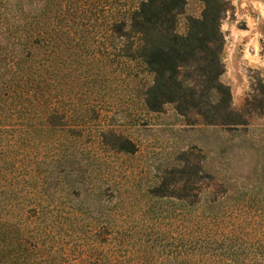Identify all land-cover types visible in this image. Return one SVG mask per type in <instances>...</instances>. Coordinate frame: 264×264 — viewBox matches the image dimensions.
Here are the masks:
<instances>
[{"label": "trees", "instance_id": "1", "mask_svg": "<svg viewBox=\"0 0 264 264\" xmlns=\"http://www.w3.org/2000/svg\"><path fill=\"white\" fill-rule=\"evenodd\" d=\"M116 2L126 0H102L97 18L83 0H0V264H148L157 245L192 260L196 237L184 236L196 223L172 227L163 218L176 208L150 201L183 198L196 168L166 166L137 196L141 179L120 160L137 147L100 117L131 82L145 112L174 102L207 123H241L219 80L224 2L204 0L184 32L186 0H136L108 15ZM179 184L184 192L168 189ZM134 204L148 217L126 218Z\"/></svg>", "mask_w": 264, "mask_h": 264}, {"label": "rangeland", "instance_id": "2", "mask_svg": "<svg viewBox=\"0 0 264 264\" xmlns=\"http://www.w3.org/2000/svg\"><path fill=\"white\" fill-rule=\"evenodd\" d=\"M222 1L224 70L219 80L229 86L230 107L240 114L241 123H207L193 109L181 113L174 102L166 103L160 111L145 112L130 89L131 82L119 93L122 98L116 106L101 111V120L111 119L113 127L137 147L133 154L120 158L131 176L141 179L140 185L131 186L137 196L166 166L186 162L198 173L183 198L150 201L176 208L163 218L172 222V227L196 223L195 230L184 236L196 237L192 260L167 256L157 245L148 249L154 257L148 264H264V0ZM101 2L83 0V8L87 14L93 9L99 18ZM135 3L126 0L124 5L106 3L105 7L111 15ZM203 7L204 0H186L177 14L176 29L184 32L187 17L199 16ZM168 189L184 192L180 184ZM145 198L143 195L141 203ZM180 203L184 214L177 212ZM127 211L128 219L148 217L141 215L137 204ZM128 264H136L135 259Z\"/></svg>", "mask_w": 264, "mask_h": 264}]
</instances>
